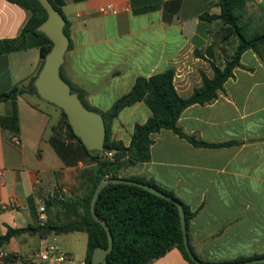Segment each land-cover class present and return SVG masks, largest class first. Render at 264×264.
Returning <instances> with one entry per match:
<instances>
[{"label":"crops","instance_id":"obj_1","mask_svg":"<svg viewBox=\"0 0 264 264\" xmlns=\"http://www.w3.org/2000/svg\"><path fill=\"white\" fill-rule=\"evenodd\" d=\"M51 1L70 23L63 76L103 113L138 78L169 68L175 69L178 93L190 97L203 75L213 76L212 65L223 67L239 44L227 36L222 21L202 20L204 14L220 13L216 0ZM28 17L26 9L0 0V41L18 38ZM243 23L247 36L264 33V0H249ZM40 44V37L28 35L19 49L0 52V94L37 73ZM241 64L215 101L192 105L179 119L188 135L231 144L196 147L162 130L152 136L151 159L121 174L153 181L195 213L187 225L189 244L210 263L264 254V49L247 50ZM36 98L24 94L0 102V236L8 227L32 224L34 213L39 220L37 199L58 188L70 195L67 184L74 174L96 165L70 136L61 111ZM151 115L143 101L125 107L112 121V138L129 146L135 125ZM52 236L24 234L3 248L28 254L35 248L28 237L39 239V249ZM149 264L192 263L174 247Z\"/></svg>","mask_w":264,"mask_h":264},{"label":"trees","instance_id":"obj_2","mask_svg":"<svg viewBox=\"0 0 264 264\" xmlns=\"http://www.w3.org/2000/svg\"><path fill=\"white\" fill-rule=\"evenodd\" d=\"M8 1L26 9L29 17L18 38L0 41V52L19 49L28 35H34L41 38L42 60L37 73L27 83L16 85L10 91L1 93L0 102L16 99L24 94L40 98L35 87V80L53 44L44 33L38 31V28L47 20L48 15L38 0ZM248 2L249 0H216L220 13L202 15V20L222 21L227 26V36L237 38L239 44L231 60L227 61L223 67L212 65L213 76L203 75L201 87L195 89L188 98L182 97L176 90L175 69L169 68L149 78H138L132 90L119 98L108 112L103 113L86 102L82 92L63 76L61 67V77L79 95L85 107L103 116L106 126L105 151L99 155L89 154L81 140L73 133L66 114L60 109L70 136L81 144L87 155L96 161V165L94 168H86L74 174L71 182L67 184L70 195L64 201H48L50 217L44 224L40 223L34 213L32 224L24 228L8 227L7 234L0 236V246H5L12 239L24 234L45 239L49 235L84 232L88 236L84 264H92L94 250L97 247L107 248L109 241L106 228L97 222L91 213V201L97 186L106 176H109V179L126 178L142 182L167 194L173 200L164 199L142 187L128 183L107 184L99 194L95 211L96 215L105 220L109 226L114 246L112 252L100 264H149L174 247L178 248L190 263L195 264L184 247L181 217L175 201L180 202L184 209L186 226L195 213H192L171 191L160 188L153 181L136 176L122 177L121 174L127 168L151 159V147L154 143L152 136L162 130H171L196 147L219 148L231 144L209 143L194 135H188L180 127L179 119L188 107L195 104H209L218 98L226 81L234 76V70L243 67L241 57L244 52L254 50L260 54L264 49V33L253 36H247L245 33L243 10ZM54 6L64 16L61 8L55 4ZM65 20L64 32L70 37V23L67 19ZM140 101L148 106L152 115L145 123L135 125L131 142L129 146H125L123 142L112 138V121L122 109ZM113 150L116 152L112 158H108L106 153ZM32 208L35 211L34 205ZM51 208L55 209L54 213ZM256 258H264V254L223 263L251 261Z\"/></svg>","mask_w":264,"mask_h":264},{"label":"water","instance_id":"obj_3","mask_svg":"<svg viewBox=\"0 0 264 264\" xmlns=\"http://www.w3.org/2000/svg\"><path fill=\"white\" fill-rule=\"evenodd\" d=\"M46 10L48 18L39 26L38 31L44 33L52 42L50 53L45 57L43 67L39 72L35 87L41 99L47 103L61 109L67 116L73 133L81 140L89 154L99 155L105 151L106 126L103 116L94 112L83 104L79 95L72 90L61 77V67L64 64L66 53L70 46V38L64 32L66 20L56 9L51 0H38ZM113 153L116 151L113 150ZM109 183H128L142 187L164 199L173 200L167 194L142 182L129 180L126 178L103 179L97 186L91 201V213L94 219L101 223L108 233V247H97L93 252L92 264H100L112 252L114 240L106 221L96 215L95 206L101 190ZM180 212L182 230L184 235V247L189 258L195 264H255L264 263V258H256L251 261H239L229 263H205L201 261L193 252L187 236L186 217L180 202L175 201Z\"/></svg>","mask_w":264,"mask_h":264},{"label":"built area","instance_id":"obj_4","mask_svg":"<svg viewBox=\"0 0 264 264\" xmlns=\"http://www.w3.org/2000/svg\"><path fill=\"white\" fill-rule=\"evenodd\" d=\"M113 154L112 151H108L106 156L112 158ZM106 178L109 179V176ZM68 195L66 188H58L45 197L37 199V213L41 224L47 221L48 201L62 202ZM15 203V199H12L9 204L14 205ZM3 206L6 208L7 205ZM0 264H76V262L72 254L63 251L57 244L46 242L33 255L9 253L4 250L3 246H0Z\"/></svg>","mask_w":264,"mask_h":264},{"label":"rangeland","instance_id":"obj_5","mask_svg":"<svg viewBox=\"0 0 264 264\" xmlns=\"http://www.w3.org/2000/svg\"><path fill=\"white\" fill-rule=\"evenodd\" d=\"M39 101H42L38 98H36ZM44 101V100H43ZM51 109H55L53 105L49 104ZM57 108V107H56ZM58 109V108H57ZM60 110V109H58ZM30 242L33 243L34 249L31 251L30 255H33L35 252H37V246L39 244V239L35 237H28ZM52 244H57L63 251L68 252L73 255L74 260L76 264L83 263L86 252H87V242H88V236L84 232H73L68 234H61V235H53L51 238ZM25 242H21L20 245H24Z\"/></svg>","mask_w":264,"mask_h":264}]
</instances>
